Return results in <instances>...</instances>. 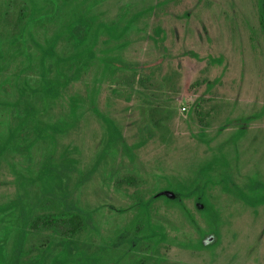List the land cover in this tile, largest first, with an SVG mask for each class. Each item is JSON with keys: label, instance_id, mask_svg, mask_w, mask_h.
<instances>
[{"label": "rangeland", "instance_id": "obj_1", "mask_svg": "<svg viewBox=\"0 0 264 264\" xmlns=\"http://www.w3.org/2000/svg\"><path fill=\"white\" fill-rule=\"evenodd\" d=\"M21 3L0 0V144L14 123L9 111L16 97L14 73L26 61L14 49ZM122 13L121 20L132 19L115 37L107 26ZM89 14L98 23L91 55L40 114L62 123L54 132L53 153L49 155L48 136L20 142L16 134L17 145L0 154L3 250L8 252L19 239L27 246L57 237L51 228L5 227L15 223L19 211L9 205L17 197V176L31 170L36 175L49 157L58 167L71 169L66 188L73 192L72 201L99 228L82 231L80 237L126 241L144 212L139 207L148 204L152 229L159 236L154 264H264V202L245 204L218 185L207 187L204 203L217 208L223 219L217 231L210 230L202 200H183L191 221L167 205L174 186L189 183L203 162L220 153L238 184L250 177L264 182V29L259 0H97ZM31 29L43 41L52 24L33 22ZM54 48L62 57L76 51L64 37ZM106 56L138 65L102 75ZM38 70L31 61L22 73L35 83ZM42 70L50 76L56 73L51 59ZM92 82L94 87L89 86ZM72 116L76 121L69 124ZM106 121L118 134L114 139ZM49 187L37 179L32 189ZM202 234L210 246L174 243L194 242Z\"/></svg>", "mask_w": 264, "mask_h": 264}, {"label": "trees", "instance_id": "obj_2", "mask_svg": "<svg viewBox=\"0 0 264 264\" xmlns=\"http://www.w3.org/2000/svg\"><path fill=\"white\" fill-rule=\"evenodd\" d=\"M97 3V0H22L20 5L17 26L18 31L14 42L17 43L15 52L25 56L26 61L20 70L14 73V89L16 97L9 107L13 118L11 133L2 140L0 144V154L4 149L14 148L18 142L13 140L17 134L20 142L28 139L29 142L39 137L48 136L50 140L49 155L53 152L56 138L54 132L60 131L62 123L60 120L49 121L40 117L48 107L51 98L59 96L68 81L78 76V72L83 64L87 62L91 53L90 47L95 40L94 17L89 14V10ZM260 24L264 29V0H259ZM136 14V13H135ZM133 14V15H135ZM114 21V24L107 26L111 35L118 37L129 26L132 18ZM33 22L46 26L52 24V31L43 41L37 39L32 32ZM92 31V32H91ZM90 37L86 46H82ZM60 37H64L76 47V51L68 56H61L56 52L54 46ZM36 51V53L34 52ZM34 59H36L34 61ZM47 59H51V65L56 68V73L52 76L42 70ZM118 59V61L116 60ZM103 68L101 74L113 72L123 66L132 70L136 69L138 62L133 60L120 59L119 57L102 58ZM32 62H36L38 70V80L35 83L25 78L27 68ZM80 63H82L80 65ZM67 69V71H65ZM133 76V75H132ZM61 77V78H59ZM94 82L89 84L94 87ZM54 87L53 91L50 90ZM92 89L90 90V96ZM71 112L75 110V98L69 100ZM73 124L76 117H71ZM109 130V137L114 139L118 136L109 121H106ZM240 135V132L236 135ZM23 146L24 148L27 147ZM30 161V156L27 154ZM46 157L42 162L36 175L33 171L28 174L19 173L18 191L15 201L9 205L18 206L14 213L15 223L10 222L7 228L15 224L18 231L29 229L51 228L56 232L57 237L50 238L34 245H24L23 242L15 240L8 252L3 250L5 241L0 239V264H154L159 236L152 229L147 207L137 218L136 225L131 230V235L123 242L113 238L110 240L100 239L98 242L92 237H80L82 231L98 232L97 223L90 221L87 212L78 210L72 201V190H67L66 172L71 169L56 163H51ZM133 156L130 157L132 160ZM28 170V168H27ZM89 177H82L78 183H82ZM39 179L43 185L50 183V189L42 188L40 191L32 189L34 183ZM218 185L223 191L230 193L234 198L240 199L243 203L255 205L264 202V182L256 177H250L243 184H238L230 168L229 161L223 153L214 155L203 162L197 169L193 179L189 183H178L171 191L167 205L179 208L181 214L191 221L185 208L183 200L187 197L195 202L202 200L204 207L202 212L206 217L210 230H218L222 222V217L217 208L213 205H205L207 187ZM23 188H20L22 187ZM168 197V196H167ZM197 204V202H196ZM47 208L46 211H38ZM14 225V226H15ZM20 229V230H19ZM203 234L194 242L184 243L176 241L177 245L200 248L207 245ZM210 246V245H207Z\"/></svg>", "mask_w": 264, "mask_h": 264}]
</instances>
